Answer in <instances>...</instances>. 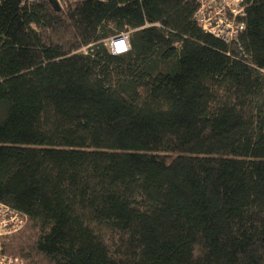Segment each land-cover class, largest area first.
Returning <instances> with one entry per match:
<instances>
[{
  "label": "trees",
  "instance_id": "1",
  "mask_svg": "<svg viewBox=\"0 0 264 264\" xmlns=\"http://www.w3.org/2000/svg\"><path fill=\"white\" fill-rule=\"evenodd\" d=\"M60 1H0V202L26 218L3 253L264 264V0L231 43L197 0Z\"/></svg>",
  "mask_w": 264,
  "mask_h": 264
},
{
  "label": "built area",
  "instance_id": "2",
  "mask_svg": "<svg viewBox=\"0 0 264 264\" xmlns=\"http://www.w3.org/2000/svg\"><path fill=\"white\" fill-rule=\"evenodd\" d=\"M1 1V0H0ZM36 0H20L27 5ZM59 8L62 7L60 0ZM198 8L194 18L202 30L214 37L231 43L238 41L246 25L243 18L247 11V0H197ZM113 54L121 55L129 50L128 34L124 33L108 41ZM86 50V49H83ZM26 218L18 211L0 202V238L21 231ZM0 264H25L23 260L3 253L0 242Z\"/></svg>",
  "mask_w": 264,
  "mask_h": 264
},
{
  "label": "water",
  "instance_id": "3",
  "mask_svg": "<svg viewBox=\"0 0 264 264\" xmlns=\"http://www.w3.org/2000/svg\"><path fill=\"white\" fill-rule=\"evenodd\" d=\"M51 3L55 6V8L59 9L58 2L56 0H50Z\"/></svg>",
  "mask_w": 264,
  "mask_h": 264
}]
</instances>
